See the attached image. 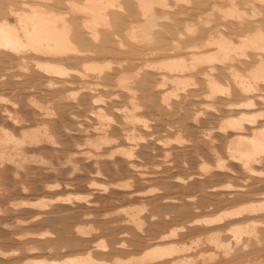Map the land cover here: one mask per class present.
I'll list each match as a JSON object with an SVG mask.
<instances>
[{"label": "rangeland", "instance_id": "rangeland-1", "mask_svg": "<svg viewBox=\"0 0 264 264\" xmlns=\"http://www.w3.org/2000/svg\"><path fill=\"white\" fill-rule=\"evenodd\" d=\"M98 58L91 61L100 62ZM154 59L150 61L157 63ZM13 60L0 53V132L19 142L11 151L0 144V264L64 261L87 251L128 260L167 245L190 247L183 257H174L191 258L195 264H261L264 225H257L255 237L245 235L238 244L230 229L252 219L264 221V212L202 223L264 201V160L254 166L262 175L245 173L229 158L226 142L233 134L217 129L230 114L222 116L221 101L209 110L204 106L208 102L191 100L188 94L194 89L187 87L178 98L170 97L175 105L168 113L150 89L158 76L146 71L154 79L145 77L138 100L147 102L142 99L149 91L150 98L156 97L137 110L140 120L134 122L137 129L128 125L134 127L131 131L122 122L121 104L127 99L121 91H112L118 97L105 89L94 94L75 83L71 99L60 100L62 95L46 86L47 78L33 65L22 71ZM92 95L103 100L95 103L99 107ZM43 106L47 112L41 111ZM97 107L103 109V118L97 119ZM219 160L225 168L217 167ZM173 230L175 236L164 238ZM213 234L220 239L214 245Z\"/></svg>", "mask_w": 264, "mask_h": 264}, {"label": "bare ground", "instance_id": "bare-ground-1", "mask_svg": "<svg viewBox=\"0 0 264 264\" xmlns=\"http://www.w3.org/2000/svg\"><path fill=\"white\" fill-rule=\"evenodd\" d=\"M0 53L15 59L16 67L22 71L29 64L33 65L39 74L47 78L46 86L53 87L62 95L60 100L65 97L71 99L76 92L71 91L75 83L80 90L94 94L104 89L121 91L127 99V105L120 103L124 105L121 107L123 125L135 126L136 129L140 120L136 113L143 104L149 105L157 96L158 104L171 112L175 104L170 102V97L178 98L179 92L184 93L187 87H191L194 89L191 95L188 94L191 100L195 98L208 102L203 105L209 110L216 108L213 102L221 101L222 116L232 114L223 116L217 125L221 134H233L226 142L229 158L238 162L245 173L263 175L254 166H260L264 160V0H0ZM97 56L102 62L91 61ZM116 56L118 59L111 61ZM150 59H158V62ZM159 59L162 61L159 62ZM146 71H153L159 82L150 88L156 96L150 98L153 90L149 91L147 96L144 94L146 99H142L147 102L141 104L137 94L147 85L145 77L151 76ZM141 95L143 98V93ZM91 97L94 105L103 102L99 96ZM41 109L45 111L44 106ZM180 109L183 110L182 107ZM102 110L98 108L95 111L97 119L103 118ZM101 126L94 128L103 131ZM127 126L126 130L130 128ZM97 141L104 143L102 137ZM2 143L7 145V151L19 146L18 140L0 132ZM2 153L5 154L4 151ZM217 167L225 168L220 160ZM260 212H264V201L243 205L213 220L206 218L208 220L204 219L202 223L210 224L244 213ZM252 220L242 227L238 225L230 229L234 244H238L245 235L255 237L257 225H264V221ZM139 225L138 222L137 228ZM216 234L212 235H215L212 237L215 244L220 240L216 239ZM175 235L174 231L163 236L169 238ZM98 246L103 251L107 249L104 244ZM189 249L174 245L155 246L141 257L128 260L112 257L110 252L109 255L104 254L102 250L99 254L93 252L95 255L87 251L82 257H68L64 261L38 260L29 263L195 264L196 261L189 257L180 260L174 257L178 254L183 257L182 254Z\"/></svg>", "mask_w": 264, "mask_h": 264}]
</instances>
